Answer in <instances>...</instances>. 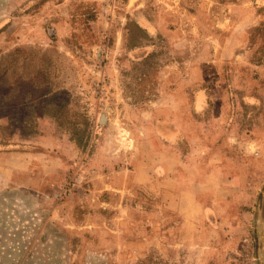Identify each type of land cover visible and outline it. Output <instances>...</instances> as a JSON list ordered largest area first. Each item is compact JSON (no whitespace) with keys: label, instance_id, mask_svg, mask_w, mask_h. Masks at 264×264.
I'll use <instances>...</instances> for the list:
<instances>
[{"label":"rangeland","instance_id":"1","mask_svg":"<svg viewBox=\"0 0 264 264\" xmlns=\"http://www.w3.org/2000/svg\"><path fill=\"white\" fill-rule=\"evenodd\" d=\"M0 264H264V0H0Z\"/></svg>","mask_w":264,"mask_h":264},{"label":"crops","instance_id":"2","mask_svg":"<svg viewBox=\"0 0 264 264\" xmlns=\"http://www.w3.org/2000/svg\"><path fill=\"white\" fill-rule=\"evenodd\" d=\"M157 125L160 128L159 134H160L161 138L164 139V143L166 144V146L175 147V145H178L183 140L182 128L175 125L171 120L165 119L163 122H158ZM170 165H172V164H170ZM247 166L248 165L244 166V168H248ZM28 168H29L28 165L26 163H24V170H27ZM166 168H168V167H166ZM214 170L215 171L220 170V171H218L219 173L223 172L221 169H218L217 167H214ZM239 204H241V203H235V205L231 206V210L235 211V213H236L235 217H234L235 219H233V221L231 220V222L235 223V225H237V226H239L240 224H243L244 220H242L243 219L242 216H245L247 213V211L245 210L246 208H244L242 205H239ZM199 206L203 207V204H200ZM208 209L210 212L208 214H213L214 216L216 215L212 208L211 209L208 208ZM199 210H200V208H199ZM195 211L197 213V209ZM182 213H185V212L183 211ZM187 214L189 215V217H190V215L194 216V217L191 216V219L189 220V222L190 221L191 222L198 221L197 220L198 217H197V215L195 216L194 212L192 214H190V213H187ZM208 216H211V215H208ZM244 219H245V217H244ZM185 221H187V219H185ZM216 223H218V222H216Z\"/></svg>","mask_w":264,"mask_h":264}]
</instances>
